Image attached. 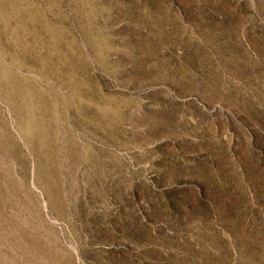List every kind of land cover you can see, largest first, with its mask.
Returning a JSON list of instances; mask_svg holds the SVG:
<instances>
[{"label":"rangeland","instance_id":"obj_1","mask_svg":"<svg viewBox=\"0 0 264 264\" xmlns=\"http://www.w3.org/2000/svg\"><path fill=\"white\" fill-rule=\"evenodd\" d=\"M0 264H264V0H0Z\"/></svg>","mask_w":264,"mask_h":264}]
</instances>
